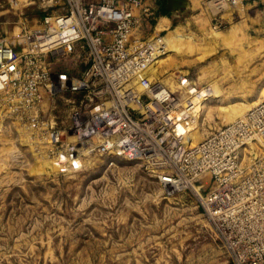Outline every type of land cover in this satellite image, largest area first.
Wrapping results in <instances>:
<instances>
[{
	"label": "rangeland",
	"instance_id": "rangeland-1",
	"mask_svg": "<svg viewBox=\"0 0 264 264\" xmlns=\"http://www.w3.org/2000/svg\"><path fill=\"white\" fill-rule=\"evenodd\" d=\"M158 2L133 32L139 40L165 38L174 49L151 69L153 79L173 90L179 73L201 93L213 90L193 100L197 120L186 134L193 144L264 98V28L237 15L221 21L208 0L172 11ZM46 4L0 0V38L39 29L53 9ZM78 53L52 65L77 75ZM224 104L232 119L221 115ZM85 108L80 95L61 94L49 113L64 128L71 112ZM19 123L0 104V264H231L189 191L164 194L151 172L119 156L90 154L80 170L62 169Z\"/></svg>",
	"mask_w": 264,
	"mask_h": 264
},
{
	"label": "built area",
	"instance_id": "built-area-1",
	"mask_svg": "<svg viewBox=\"0 0 264 264\" xmlns=\"http://www.w3.org/2000/svg\"><path fill=\"white\" fill-rule=\"evenodd\" d=\"M208 1L216 11L240 3ZM46 3L53 9L39 29L0 38L3 110L36 132L57 167L78 171L90 154L119 156L151 172L164 194L189 191L231 264H264V98L188 144L199 85L179 73L173 90L150 79L148 65L163 43L133 34L148 15L142 0ZM74 50L80 73L54 68L52 61ZM61 94L80 95L86 107L71 112L64 128L49 113ZM247 142L263 155L241 175L238 152Z\"/></svg>",
	"mask_w": 264,
	"mask_h": 264
},
{
	"label": "bare ground",
	"instance_id": "bare-ground-1",
	"mask_svg": "<svg viewBox=\"0 0 264 264\" xmlns=\"http://www.w3.org/2000/svg\"><path fill=\"white\" fill-rule=\"evenodd\" d=\"M228 7V6H227ZM221 10H223V8L221 9ZM13 34H16V33H13ZM17 35V34H16ZM220 35H222V34H220V32H218V33H214L213 34V37H217V36H220ZM225 37V36H224ZM163 38V37H162ZM5 39H9V37H6ZM16 39V38H15ZM165 40V38H163V39H161V41L163 42ZM167 42H168V40H167ZM171 46H170V44L169 43H167L166 45H164L163 44V50H162V52H154L153 53V55H152V61H151V63L148 65V70H147V74L149 75V77H150V79L151 78H155V74L152 72V68L154 67V66H157L158 64H161V62H162V59H161V57H162V55L163 54H165L166 52H168V51H173L171 48H170ZM174 52V51H173ZM171 54V53H170ZM206 54V53H205ZM169 56V55H168ZM162 85H164V84H162ZM167 88V87H166ZM199 89L200 88H198V91H199ZM169 90H171V88L169 89ZM202 90V89H201ZM212 89H207V90H204V91H202L203 93H201V91H199V93L200 94H197V96H199V95H201L200 97H202V96H204L206 93V95H208L210 92L212 93ZM214 93H216L215 91H214ZM212 95H213V93H212ZM198 100V99H197ZM199 101V100H198ZM193 102V101H192ZM196 102V101H195ZM2 105V104H1ZM226 104H224V106H225ZM228 105V104H227ZM226 105V106H227ZM2 107L4 108V106L2 105ZM230 107H231V109H232V106L230 105ZM252 108V107H251ZM222 109H223V107H222ZM231 109H229V106H227V108H225L224 110H222V111H220L221 112V115L225 118V119H232L233 118V113H232V111H231ZM250 109V108H249ZM248 109V110H249ZM247 110V111H248ZM243 115V114H242ZM197 120V119H196ZM232 122V121H231ZM191 132V131H190ZM187 142H188V140H187ZM256 147H258L257 148V150H256ZM262 151V148H261V146L258 144V143H256V142H247V144L246 145H244L243 147H242V149H241V151L240 152H238L239 153V155H240V165H238V167H240V170H242V172L240 173L241 175H243V169L245 170V169H247V166H248V164H249V162H251L253 159H257V158H259L260 156H262L263 155V153L261 152ZM45 159L50 163V164H52L53 162L47 157V155H46V157H45ZM53 165V164H52ZM56 166V165H55ZM66 170H69V169H66ZM205 178L207 179L206 181H205ZM200 179H201V183L203 184V185H206L207 184V182H208V177L206 176V175H200ZM159 184V183H158Z\"/></svg>",
	"mask_w": 264,
	"mask_h": 264
},
{
	"label": "crops",
	"instance_id": "crops-1",
	"mask_svg": "<svg viewBox=\"0 0 264 264\" xmlns=\"http://www.w3.org/2000/svg\"><path fill=\"white\" fill-rule=\"evenodd\" d=\"M188 3L190 4V0H188ZM142 5L147 6V8H152L154 5L155 9L158 10L161 4L158 0H142ZM162 6H164V3ZM234 15H237L239 19L242 18L251 24L253 29H256L257 32H261L264 28V0H240L239 5L229 6L227 9L225 8L220 11L218 18L219 20L221 19V21L228 22L229 19L235 17ZM168 23L169 21L167 19V24Z\"/></svg>",
	"mask_w": 264,
	"mask_h": 264
},
{
	"label": "water",
	"instance_id": "water-1",
	"mask_svg": "<svg viewBox=\"0 0 264 264\" xmlns=\"http://www.w3.org/2000/svg\"><path fill=\"white\" fill-rule=\"evenodd\" d=\"M187 6H188V0H167V4L165 8L172 11V10H180L181 8H185Z\"/></svg>",
	"mask_w": 264,
	"mask_h": 264
}]
</instances>
